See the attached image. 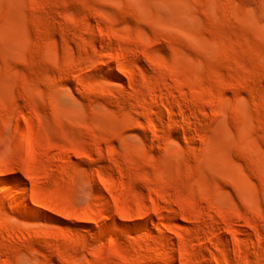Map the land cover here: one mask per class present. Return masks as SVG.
Instances as JSON below:
<instances>
[{
    "label": "rangeland",
    "instance_id": "rangeland-1",
    "mask_svg": "<svg viewBox=\"0 0 264 264\" xmlns=\"http://www.w3.org/2000/svg\"><path fill=\"white\" fill-rule=\"evenodd\" d=\"M0 264H264V0H0Z\"/></svg>",
    "mask_w": 264,
    "mask_h": 264
}]
</instances>
